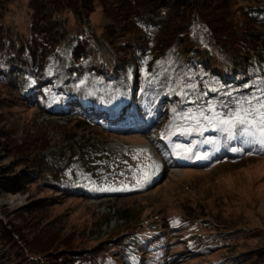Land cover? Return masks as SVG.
I'll use <instances>...</instances> for the list:
<instances>
[{"label":"rangeland","instance_id":"rangeland-1","mask_svg":"<svg viewBox=\"0 0 264 264\" xmlns=\"http://www.w3.org/2000/svg\"><path fill=\"white\" fill-rule=\"evenodd\" d=\"M172 1H136L138 12L150 10L158 15L160 5L170 7L167 8L170 17L162 19L160 43L177 41L178 31L187 28L189 23L181 10L172 8ZM217 1V5L230 3L239 31L257 30L264 40V28L253 25L243 16L245 6L263 7L264 0ZM105 2L108 14L101 0H94L90 28L101 59L112 71L115 60L126 66L123 72L131 76L129 85L134 92L131 101L138 114L133 123L122 127L100 120L93 121L89 127L69 117V105L79 104L78 98L84 97V79L90 81L94 100H98V80L102 82L103 77L77 66L64 45L57 47L60 54L53 62H59V70L71 85L63 86L61 92L57 91L60 94H54L52 108L59 110L54 115L28 104L22 67L10 62L11 74L7 81L0 80V223L10 231L19 232L26 245L41 247L43 254L29 255L28 261L32 263L36 262L32 261V255H39L36 257L39 261L45 259L55 264L62 257L107 249L101 255L104 264H128L122 259L125 249L122 244L136 237L142 249L139 263L264 264V145L256 143V138L242 137L243 126L237 124L234 137L229 139L228 132L226 136L230 153L224 152L214 139L225 136L219 133L224 124L218 121V125L212 126L207 120L204 123L186 120L182 112L186 110L176 106L177 100L185 104L186 95L181 93L180 83L177 87L168 85L169 71L160 79L156 90L153 78L147 77L141 89L145 91L151 86L159 99L145 104L135 81L136 67L131 59L126 61L121 44L149 47V36L132 28L125 18L128 14L124 15V7L129 2ZM218 8L214 11L216 20L222 12ZM31 13L28 0H13L5 10L4 24L15 36L25 37ZM54 23L59 27L64 24L71 35L81 33L69 11L59 15ZM106 29L110 34L107 35ZM110 41L114 44L109 45ZM208 44L212 45L211 41ZM192 60L194 65H209L199 55ZM74 67L80 70L77 75L72 73ZM151 71L156 76L160 68L152 66ZM117 75L111 72L105 79L112 81ZM12 79H15L13 83ZM262 88L264 91V84ZM48 94L46 91L45 95ZM100 103L108 108L114 106ZM195 112L192 111L193 115ZM206 133L215 135L209 139L204 136ZM200 134L201 139L200 136L189 139V135ZM86 140H91L102 156L98 176L92 177L89 183L74 185L69 193L42 177L43 158L57 164L64 162L63 167L72 151ZM196 142L202 144L203 151L193 154L192 149L180 148L184 143L188 146ZM125 210H129L130 220H120ZM15 254L12 247L0 240L2 264H23L21 260L16 261Z\"/></svg>","mask_w":264,"mask_h":264},{"label":"trees","instance_id":"trees-1","mask_svg":"<svg viewBox=\"0 0 264 264\" xmlns=\"http://www.w3.org/2000/svg\"><path fill=\"white\" fill-rule=\"evenodd\" d=\"M11 1L13 0H0V80L5 81L11 74L10 62L17 63L22 67L21 73L25 77L24 97L28 104L41 107L50 115L59 113L58 108H52L54 94H60L63 86H69L71 82L65 81L64 73L59 70V62L54 63L53 59L56 60L59 57L60 52L56 50L57 47L64 45L69 57L77 66L85 70L89 69L88 73L91 72L94 76L98 74L103 77L102 82L96 79L99 83L97 87L98 100H94L90 81L84 79V97L78 98L79 104L69 105L71 110L68 116L74 117L77 122L89 127L93 121L99 120L109 121L111 126L121 125L120 127L134 122L138 112L135 103L131 101L134 93L130 90L129 85L131 76L124 74L123 70H126V66L121 64L122 61L115 60L116 66L112 71L108 64L101 59L94 31L90 28L94 0H28L32 13L30 14L28 35L25 37L15 36L12 30L4 24L3 16ZM126 1L129 3L124 7V15L128 14L125 18L129 19L132 28L148 35L150 41L148 42L149 47L133 45L128 42L121 44L126 61L131 59L130 62L136 67L135 81L139 88L138 92H142L145 104L155 103L159 99V96L152 91L151 86L145 91L141 89L145 80L151 76L156 90L160 79L167 71L171 74L168 85L177 87V84L180 83L181 93L186 95L185 104L177 100L176 106H179L181 110H186L182 112L188 121L196 119V122L204 123L207 120L215 126L218 125V121L232 119L238 111L242 116L247 115L245 110L252 111L259 107V101H264V91L262 90L264 84L263 35L257 30L239 31L235 25L230 3L225 2L217 5V0H173L172 8L181 10L189 23L187 28L178 31L177 41L168 44L166 40L160 43L159 35L162 30V19L170 17L167 11V8L170 7L160 5L157 15L150 10L147 12L136 11L137 0ZM101 5L105 14H108V3L101 0ZM216 6L222 9L217 20L214 16ZM65 11L73 14L81 28V33L78 36L71 35L64 24L59 27L54 23V20ZM243 11L245 19L257 27L264 28V6H245ZM211 12L214 13L211 14L212 16L209 14ZM58 28L60 31H57ZM105 31L107 35L110 34L108 29ZM111 34L117 35L115 32H111ZM208 41H211L212 45H209ZM113 44L112 41L109 42V45ZM192 55L193 57L199 55L206 60L209 64L208 67L204 64L194 65ZM152 66L160 68L158 75L153 76ZM78 71L80 70L74 67L72 73L77 75ZM111 72L118 73V75L114 80L109 81L105 78ZM13 80L15 79H12V83ZM149 89L151 90L149 94L153 93V95L148 94ZM46 91L51 94L46 96ZM165 96L164 99H166ZM177 96L179 94H176ZM244 100L250 101V104L243 103ZM101 101L114 106L108 108L100 103ZM119 101L122 102L119 104ZM144 103L141 104V107L144 106ZM170 103L171 101L168 100L167 105L169 106ZM123 111L125 114L122 115ZM192 111L198 113L195 112L193 115ZM253 118L259 119L254 111L252 116H249V119ZM225 128H227L226 125L219 128V133L222 132L225 135L224 139L217 137L216 141L219 147L221 146L225 149L223 151L227 152L229 146L226 141L227 132L223 131ZM72 152L71 158L63 167L64 162L57 164L47 157L42 160V177L59 185V188L67 193L74 185L89 183L92 177L98 176L100 173L98 163L102 159L99 151L91 144V140H86L84 145ZM228 152L230 153V151ZM64 160L65 157L62 156V161ZM129 213V210L123 211L120 220H130ZM0 240L12 247L13 252L16 253L14 255L16 261L21 260L23 264H53L51 261L46 262L45 259L39 261L36 259L39 255H32L34 257L32 261H36L35 263L29 262L28 258L31 253L43 254L44 251L41 247L26 245L19 232L10 231L1 223ZM201 240L203 241L204 238ZM123 245H125L124 251L127 253L122 251V259L126 260L128 264H147L144 261L139 263L138 255L142 249L139 248L140 244H137L136 237L129 238ZM106 250L87 251L83 254L71 255L68 258L62 257L61 261L55 264H104L101 255H105ZM151 261L155 262V260ZM0 264H2L1 261Z\"/></svg>","mask_w":264,"mask_h":264},{"label":"snow or ice","instance_id":"snow-or-ice-1","mask_svg":"<svg viewBox=\"0 0 264 264\" xmlns=\"http://www.w3.org/2000/svg\"><path fill=\"white\" fill-rule=\"evenodd\" d=\"M239 103V101H238ZM243 103H249L250 101L244 100ZM247 111V115H241L240 112H236L232 119H224L221 120L220 123L224 125H228L227 128L223 129V131L228 132V138L231 139L234 137L235 133L233 129L237 124L242 125L240 135L242 137H253L256 138L255 142L261 145H264V101H259V107L253 109L252 111ZM255 112L256 116L259 119H249V116H252V112ZM199 123V121H197ZM191 151V149H189ZM148 173H144V178L147 179ZM139 182V181H138Z\"/></svg>","mask_w":264,"mask_h":264},{"label":"bare ground","instance_id":"bare-ground-1","mask_svg":"<svg viewBox=\"0 0 264 264\" xmlns=\"http://www.w3.org/2000/svg\"><path fill=\"white\" fill-rule=\"evenodd\" d=\"M185 159V158H184ZM184 159H181L182 161L184 160ZM185 163H183V164H177V165H179V166H182V165H184ZM175 165V164H174Z\"/></svg>","mask_w":264,"mask_h":264}]
</instances>
